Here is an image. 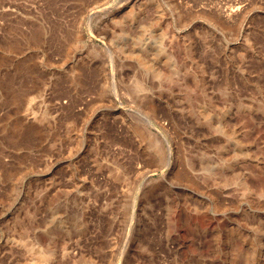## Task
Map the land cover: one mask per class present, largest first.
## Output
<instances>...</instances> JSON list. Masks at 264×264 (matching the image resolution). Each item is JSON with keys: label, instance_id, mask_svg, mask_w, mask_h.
<instances>
[{"label": "rangeland", "instance_id": "obj_1", "mask_svg": "<svg viewBox=\"0 0 264 264\" xmlns=\"http://www.w3.org/2000/svg\"><path fill=\"white\" fill-rule=\"evenodd\" d=\"M0 264H264V0H0Z\"/></svg>", "mask_w": 264, "mask_h": 264}, {"label": "bare ground", "instance_id": "obj_2", "mask_svg": "<svg viewBox=\"0 0 264 264\" xmlns=\"http://www.w3.org/2000/svg\"><path fill=\"white\" fill-rule=\"evenodd\" d=\"M158 31H160V30H158ZM157 30H153V29H151V36L149 37V38H146V36H144L143 34V37H140L139 38V44L140 45H142L141 47H144L145 48V40H150V42H152L153 43V41H155L156 42V46H157V52H162L163 53V56L166 58V57H168L167 55H166V52H165V50H166V47H165V45H164V40H165V36H164V34L162 33V34H158L157 32H158ZM157 33V34H156ZM149 44V43H148ZM148 44H146L147 46H148ZM147 68H149V69H152L153 68V65H148V64H146L145 65ZM204 111H206L207 112V108H205L204 107ZM145 118L147 119V121H149V124H150V126H154V123L153 122H156V123H158L156 120H155V118L153 117L154 115H150V114H145ZM166 135L168 136L167 137V141L170 143V144H172L173 143V137H172V135H171V133L168 131V130H166ZM138 135L140 136V137H142V138H145L144 137V132L143 131H141L140 129H139V132H138ZM150 148L152 149V151L154 152V154L161 160V161H163L164 159H165V156H164V154H163V151H162V148H161V143H160V140L159 139H157V138H152L151 139V141H150Z\"/></svg>", "mask_w": 264, "mask_h": 264}]
</instances>
